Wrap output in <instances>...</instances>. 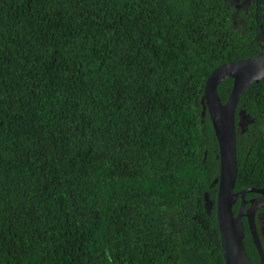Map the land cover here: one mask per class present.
<instances>
[{
  "label": "trees",
  "instance_id": "trees-1",
  "mask_svg": "<svg viewBox=\"0 0 264 264\" xmlns=\"http://www.w3.org/2000/svg\"><path fill=\"white\" fill-rule=\"evenodd\" d=\"M263 50L264 0H0V264H225L204 84ZM243 114L235 192L264 187V77Z\"/></svg>",
  "mask_w": 264,
  "mask_h": 264
},
{
  "label": "water",
  "instance_id": "water-1",
  "mask_svg": "<svg viewBox=\"0 0 264 264\" xmlns=\"http://www.w3.org/2000/svg\"><path fill=\"white\" fill-rule=\"evenodd\" d=\"M264 77V50L257 55L226 62L215 68L207 77L204 84L203 101L209 115L218 145V176L215 200L216 222L220 236L221 251L225 264H255L248 256L244 244V222L259 255V264H264V249L258 235L255 223V211L264 207V188L248 187L234 191L237 175L236 135L239 126L243 127L255 119L243 114L236 121L238 102L244 90L252 82H258ZM226 78H232V88L225 102H222L217 87ZM259 193L262 196L251 199L250 206L245 207V194ZM207 198V196H206ZM241 205L235 213L233 206L237 199ZM208 201V200H207ZM212 206V201H208Z\"/></svg>",
  "mask_w": 264,
  "mask_h": 264
},
{
  "label": "flooded vegetation",
  "instance_id": "flooded-vegetation-1",
  "mask_svg": "<svg viewBox=\"0 0 264 264\" xmlns=\"http://www.w3.org/2000/svg\"><path fill=\"white\" fill-rule=\"evenodd\" d=\"M227 1L229 2V5L233 7L235 11H239V10H246L250 6L252 0H227ZM245 128H246L245 126L241 127V129H245ZM255 188H259V187H255ZM261 188H264V187H261ZM247 193H250L252 195L250 197H246ZM247 193L245 194V201H246L245 207L246 208L250 206L251 199H255V198L262 196L261 194L255 193V192H247ZM236 204H237V210H236L237 212L241 205V199L238 198L234 205ZM244 218L247 223V219L245 216L243 217V219ZM254 218H255V223H256L257 230H258V235L261 238L260 241L264 249V207H260L255 211ZM247 228H248V225H247ZM248 231L250 233L249 228H248ZM251 240L253 242V239Z\"/></svg>",
  "mask_w": 264,
  "mask_h": 264
},
{
  "label": "clouds",
  "instance_id": "clouds-1",
  "mask_svg": "<svg viewBox=\"0 0 264 264\" xmlns=\"http://www.w3.org/2000/svg\"><path fill=\"white\" fill-rule=\"evenodd\" d=\"M254 121H255V120H254ZM254 121H253V122H254ZM253 122H251V123H250V122H248V123H247V124H245L244 126H245V127H247L249 124H252ZM244 126H243V127H244ZM238 129H241V126H239V127H238ZM245 129H246V128H245ZM245 129H241L240 131H243V130H245Z\"/></svg>",
  "mask_w": 264,
  "mask_h": 264
},
{
  "label": "rangeland",
  "instance_id": "rangeland-1",
  "mask_svg": "<svg viewBox=\"0 0 264 264\" xmlns=\"http://www.w3.org/2000/svg\"><path fill=\"white\" fill-rule=\"evenodd\" d=\"M233 8V7H232ZM234 10V9H233Z\"/></svg>",
  "mask_w": 264,
  "mask_h": 264
}]
</instances>
